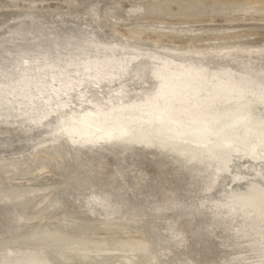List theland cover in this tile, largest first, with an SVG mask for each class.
<instances>
[{"label": "rangeland", "instance_id": "1", "mask_svg": "<svg viewBox=\"0 0 264 264\" xmlns=\"http://www.w3.org/2000/svg\"><path fill=\"white\" fill-rule=\"evenodd\" d=\"M179 63L226 113L191 127L135 114ZM56 141L64 171L33 168L30 183L36 201L51 193L53 222L106 241L96 263L142 244V264H264V214L241 201L264 192V0H0V160ZM20 213L0 203V240L29 230ZM21 250L45 255L0 244V259Z\"/></svg>", "mask_w": 264, "mask_h": 264}, {"label": "bare ground", "instance_id": "2", "mask_svg": "<svg viewBox=\"0 0 264 264\" xmlns=\"http://www.w3.org/2000/svg\"><path fill=\"white\" fill-rule=\"evenodd\" d=\"M184 9L186 10V8ZM186 14L184 13V16H190ZM170 33L171 35L176 34ZM140 35L142 34H132V36ZM178 35L176 34V36ZM176 36L175 38L173 36V38L176 39ZM159 37L154 40L155 45L161 43V34ZM158 78L160 79V98L155 106L151 108L144 107V110L141 112L135 111V114H140V117L146 115L145 112H149L162 122H176L186 127H191L198 116H205L210 119L227 112L223 110L228 108L229 100L222 97L224 92L219 87L215 88L214 96L199 99V96L205 90L203 87L204 81L198 78L195 70L186 68L181 63L173 69L158 72ZM241 99L242 97L235 102H239ZM239 108L240 106L236 109ZM217 132L223 133V128L218 129ZM111 141L113 140H109L108 142ZM78 145L81 147L87 146ZM63 147L60 141H56L51 146L36 149L31 155L18 159L0 160V203L9 202L19 208L21 213L18 220L23 225L29 226L27 232L4 238L0 240V244L7 248H10L11 244L27 247L28 249L36 247L45 252V255L40 257L27 250L19 252L10 251L9 256L0 259V264H104L106 262L105 258L102 262L96 263L92 255V250L95 247L105 246L106 241L98 242L91 237L67 232V229L74 230L77 227L75 221L72 219H60L53 222L49 218V214L55 208L51 199V193L42 194L41 199L36 201L40 190L34 189L30 183L33 181L29 179L30 176H33L32 169L36 168L42 172L48 171L49 167L53 166L58 171H64L65 157ZM18 175H23V177L28 179V183L30 184L27 183L24 187L10 185L8 183L9 180ZM5 179H9L7 183ZM69 182L74 187L75 185L77 188L84 187V184L77 179V176H71ZM259 196H261L260 199ZM241 201L243 204L253 207V211L259 215H261V212L264 214V192L254 191ZM105 227L109 228L111 226L108 224ZM123 252L124 260L119 264H142L140 256L143 252H149V249L146 246L143 247L141 244L139 246H129L128 250H124ZM156 260L157 257L150 254L145 264H156ZM178 264L192 263L186 261Z\"/></svg>", "mask_w": 264, "mask_h": 264}]
</instances>
